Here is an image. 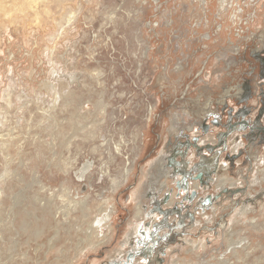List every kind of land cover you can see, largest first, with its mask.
I'll list each match as a JSON object with an SVG mask.
<instances>
[{"label": "rangeland", "instance_id": "374dc122", "mask_svg": "<svg viewBox=\"0 0 264 264\" xmlns=\"http://www.w3.org/2000/svg\"><path fill=\"white\" fill-rule=\"evenodd\" d=\"M261 2L0 0V264H142L131 255L153 220L133 219L172 200L160 206L173 190L163 177L148 182L158 135L185 128L189 157L227 132L217 103ZM140 179L148 207L123 192ZM240 219L163 264H264V214Z\"/></svg>", "mask_w": 264, "mask_h": 264}, {"label": "crops", "instance_id": "0c3cea01", "mask_svg": "<svg viewBox=\"0 0 264 264\" xmlns=\"http://www.w3.org/2000/svg\"><path fill=\"white\" fill-rule=\"evenodd\" d=\"M207 104L208 106L202 109L204 111H201V117L203 113L207 116V110H211L212 102L208 101ZM217 105L220 106V109L225 108L228 113L234 110L235 113H232V118H235L238 114L248 115L247 122L249 121L251 124V121L255 123L259 100H253L238 107L228 93L221 97ZM177 121L179 122L178 118ZM226 121L225 118V123ZM241 121L244 120L234 119L230 121L229 126L238 124ZM252 125L250 126L254 128V124ZM250 126H238L236 129L225 133L228 135V147L232 140H239L234 148L229 147L231 153H235L239 149H243L244 151L242 158L237 160L233 167L228 163L225 166L223 165L225 156L222 154L223 149H221L219 145L226 139H223L218 133L215 138L211 137L210 140H206L207 138L203 140V138H201L198 143V148L200 149L209 142V144L206 145V147L208 146L207 151L209 153L207 151H197V153L196 151L194 153L190 151V154L194 155L187 156L185 160L177 157L180 150H182L177 141L181 138L185 128L179 127L176 129L175 126L173 127V125H170L169 128H166L158 135V141L160 139H164V141L159 153L157 166L154 167V174L151 175L148 182H154L155 179L158 180L161 179L160 177H163L162 181L164 184L167 183L169 187H173V196H171L172 200L170 204L166 205V208H163V210H160V213L161 211H165L164 209L169 210L171 213L167 217H162V215L158 213L159 209L157 208L152 211L144 209H142L143 211L138 210V216L133 219V224H136V227H140L141 222L150 217V219L152 218L153 220V227L144 225L143 231L145 232V230H147L146 234L148 235L144 236V239L137 236L138 239L140 238L136 242L137 246H139L135 254L131 255L135 262L142 264H163L170 249L177 248L180 245H192L196 248L203 242L201 240L202 236L209 235L210 232L213 233L215 237H218L220 231L223 232V230L229 228L230 230L233 229L232 227L235 226L237 219L241 220L240 217H255L256 220L254 221L256 222L257 220H261L260 218H262L264 214V142H262L264 140V133L257 131L253 133V131L250 130ZM258 126H264V116L261 118V122L258 123ZM243 135H248L249 140L242 139ZM241 163H243L242 165L244 166L242 168L240 166ZM190 166L197 168L196 174L205 173V171L213 172L216 170V174H218L217 178H221L225 175V180L227 181L226 184L219 185L217 183L216 185H212V188H214V186L216 188L210 192L205 191L204 188L208 185L206 183L207 178L203 179L202 177L203 180L201 184L203 189L198 191L200 197L196 200L199 204L202 203V200L208 194L214 195L219 192L220 187H227L230 190L242 189L243 191L242 194L234 197V199L224 197L222 200L213 201L211 205H208L206 208L213 213L211 222L206 221V223L203 218L200 219L197 216L194 219L192 212L197 206L194 205L195 207L193 206L189 209L186 205L181 204L180 199L176 200V193L178 192L177 187L181 190L180 192L183 200L187 195L184 186L189 185V179L185 175H187L188 172L190 175V170L194 169L190 168ZM214 178H216V176H214ZM145 180L147 181V179ZM145 180H139L142 181L140 188H135L137 186V181H135L129 188L123 190V192L131 193V195L127 196L126 201L129 202V199L132 197V200L138 199V207H148L146 206L148 204L147 196L148 193H152L153 191L148 190L149 187L146 188V184H144L145 186L143 185ZM210 180L211 179H209V181ZM199 184V182L190 183V189H198ZM166 188L167 186L165 185V189ZM154 211L155 213L153 214ZM209 222L211 224H208ZM207 241L210 243V239H206V242Z\"/></svg>", "mask_w": 264, "mask_h": 264}, {"label": "flooded vegetation", "instance_id": "af4514ba", "mask_svg": "<svg viewBox=\"0 0 264 264\" xmlns=\"http://www.w3.org/2000/svg\"><path fill=\"white\" fill-rule=\"evenodd\" d=\"M261 1L260 5L264 3V0ZM254 22L259 23L257 25L258 29L255 30L256 34L250 33V36L244 42L245 44L236 51V53L242 54L241 60L231 59L227 69V76L233 77V82L229 86L227 93L222 94L229 93L238 107L258 99V108L264 109L263 106L261 107V102L264 103V14L256 15ZM244 68H247L248 72H245ZM235 72L237 73L235 74ZM238 126L245 127V125L239 124L230 125L228 131L234 130ZM198 130H202V125L199 126Z\"/></svg>", "mask_w": 264, "mask_h": 264}, {"label": "water", "instance_id": "95a60500", "mask_svg": "<svg viewBox=\"0 0 264 264\" xmlns=\"http://www.w3.org/2000/svg\"><path fill=\"white\" fill-rule=\"evenodd\" d=\"M239 105H241V104H239ZM262 106L264 107V103L263 102H261V107ZM226 111L227 110L225 108H223L222 113L226 114L225 113ZM257 112L258 113H257L256 118H255V123H254V121H251V124H250L249 121L247 122V118L249 117L248 115L245 116L244 114H241V115H236L235 118H232V113H235V112H234V110L233 111H229V114L226 117V120H227L226 121V124H228V126L226 125L225 128H227V131H228V128L230 127L229 126L230 121H232L234 119L235 120H239V119L241 120V119H243L244 121H241L240 123H238L239 125L250 126V125L254 124V128L250 126V128H251L250 130L251 131H253V132H255V131L264 132V127H259L258 126V123L261 122V118L264 116V109H261V108L259 109L258 108ZM220 118H222V117L220 116L218 118V120H220ZM218 122H214L213 124L219 127V123ZM221 137L223 139H226L225 141L221 142L220 145H219V147L221 149H223L222 150V154H224V156H225L224 157V164L223 165L225 166L228 163V164H230V166L233 167L236 164V161L239 160L240 158H242V156L244 155V151H243V149H239L237 152L231 153L229 147L230 148H234V146L239 142V140L238 139L232 140L230 146L228 147V141H227L228 140V135L224 133V134L221 135ZM242 139L248 140L249 137H248V135H243V138ZM184 147H186V148H184ZM188 147H189V145L188 146H186V145L183 146L182 149H184V150H180V153L178 154L177 157L185 160L186 157H187V154H188V150H187ZM205 147H206V144L204 145L203 148H200L199 149L198 146L196 145V147H193V149L194 150L197 149V151H199V152H201V151H207V147H206V149H205ZM171 163H172V160H171ZM242 164L243 163H241V165H240L241 168L244 167ZM190 168H194V167L190 166ZM196 170H197V168H194V169L190 170V173H191L190 175H189V172H188L187 175H185L189 179L188 180L189 185L188 186H186V185L184 186L185 187V192H187V195H186V197H184V200L183 199L181 200V204L182 205H186V206H187V204H188V206L190 204L191 206H189V207L187 206V208H189V209L192 208V205H193L194 201L196 200V197H198V191L203 188L202 187V184H201V181L204 178H207L206 183L209 184V187H210V184L216 185L218 178H220V177L217 178V175L218 174H216V170H214L213 172H211V171H205V173L202 171L203 173H197V174L195 173ZM193 174H195V175H193ZM219 175H221V174H219ZM214 176H216L215 181L212 179ZM202 177H203V179H202ZM210 178H211V180L209 181ZM191 182L192 183L193 182H199L200 184H199L198 189H194V188L190 189V183ZM212 185H211V187H212ZM177 189H178V192L176 193V200H179L181 198V192H180L181 190H180L179 187H177ZM170 192L171 193L169 194V196H167V199L165 200L166 203H162V204H160V206H164V205L168 204V202H170L171 195L173 194V190L170 191ZM242 193H243L242 189L230 190L227 187H223V188L220 187L219 188V192H217L214 195L208 194L202 200V206L201 207H203V208L206 209V207L208 205H211L213 203V201L222 200L224 197H227L229 199H234V197H236V196H238V195H240ZM158 209H159V212H160V210H163L161 208H158ZM205 209H203L202 211H206ZM185 210H188V209H185ZM195 212H196L195 210L192 212V215H193V218L194 219L197 216L195 214ZM161 213H162V215L164 217H167V216L170 215L171 212L169 210H165V211H161Z\"/></svg>", "mask_w": 264, "mask_h": 264}, {"label": "bare ground", "instance_id": "6f19581e", "mask_svg": "<svg viewBox=\"0 0 264 264\" xmlns=\"http://www.w3.org/2000/svg\"><path fill=\"white\" fill-rule=\"evenodd\" d=\"M127 172H128V171H127ZM198 196H199V194H198ZM182 199H183V198L181 197V198H180V201H181ZM196 215H197V213H196Z\"/></svg>", "mask_w": 264, "mask_h": 264}, {"label": "built area", "instance_id": "2783aa9c", "mask_svg": "<svg viewBox=\"0 0 264 264\" xmlns=\"http://www.w3.org/2000/svg\"><path fill=\"white\" fill-rule=\"evenodd\" d=\"M206 215V214H205ZM205 215H202L203 217L205 216ZM197 216L199 217V215L197 214Z\"/></svg>", "mask_w": 264, "mask_h": 264}]
</instances>
